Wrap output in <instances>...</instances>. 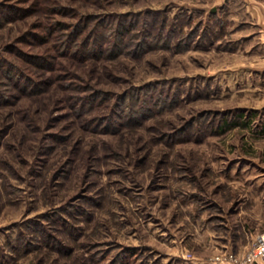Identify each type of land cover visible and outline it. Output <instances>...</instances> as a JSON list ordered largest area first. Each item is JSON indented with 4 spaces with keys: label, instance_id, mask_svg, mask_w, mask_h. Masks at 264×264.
I'll return each mask as SVG.
<instances>
[{
    "label": "rangeland",
    "instance_id": "obj_1",
    "mask_svg": "<svg viewBox=\"0 0 264 264\" xmlns=\"http://www.w3.org/2000/svg\"><path fill=\"white\" fill-rule=\"evenodd\" d=\"M254 5L0 0V264H200L250 249L261 216L243 181L264 163ZM122 18V54L66 51Z\"/></svg>",
    "mask_w": 264,
    "mask_h": 264
},
{
    "label": "trees",
    "instance_id": "obj_2",
    "mask_svg": "<svg viewBox=\"0 0 264 264\" xmlns=\"http://www.w3.org/2000/svg\"><path fill=\"white\" fill-rule=\"evenodd\" d=\"M127 21L128 20L126 18H122L119 19L116 23H114L112 20L102 19L101 22L98 24L99 26L91 29L90 33H88V35L84 37L83 40L84 42L81 44L80 47H76L77 46L76 43L74 45L73 42L75 39H77L76 42H78L83 37L82 36L83 28L79 30H75L71 36L72 38L71 42L73 43V45L70 46L66 45L65 47L67 49L66 51L75 50V53L79 55L86 56L90 54L89 56L92 57L96 56V54L101 55L104 51L107 50L115 51L113 53L116 54H122L124 52V48L126 47L125 44L126 33L130 30L129 26L127 25ZM111 32L115 33L112 41L110 38L111 36L110 34H112ZM146 37L150 38L151 35L147 33ZM157 38L158 37H156L155 41H158ZM106 43L108 44L107 47L105 46Z\"/></svg>",
    "mask_w": 264,
    "mask_h": 264
},
{
    "label": "crops",
    "instance_id": "obj_3",
    "mask_svg": "<svg viewBox=\"0 0 264 264\" xmlns=\"http://www.w3.org/2000/svg\"><path fill=\"white\" fill-rule=\"evenodd\" d=\"M252 12L255 13V17L261 15H264V9L260 5H254L251 7ZM244 183V187L246 189V202L248 203L249 207L252 208L253 212L255 214H258L261 216L260 223H261V230L264 229V163L261 170V173L259 174H253V175H246ZM257 232L255 235L252 234L253 241L255 236L258 234ZM253 243V242H252ZM200 264H216V263H209L208 261L204 260ZM222 264V263H218ZM252 264H264V260H259L257 262H254Z\"/></svg>",
    "mask_w": 264,
    "mask_h": 264
},
{
    "label": "built area",
    "instance_id": "obj_4",
    "mask_svg": "<svg viewBox=\"0 0 264 264\" xmlns=\"http://www.w3.org/2000/svg\"><path fill=\"white\" fill-rule=\"evenodd\" d=\"M259 260H264V229L255 236L252 246L241 258L229 253L212 259L222 264H252Z\"/></svg>",
    "mask_w": 264,
    "mask_h": 264
}]
</instances>
